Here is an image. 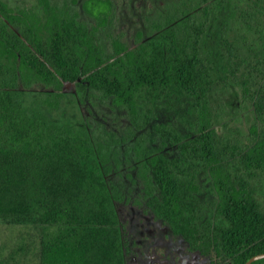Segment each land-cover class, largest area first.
Returning <instances> with one entry per match:
<instances>
[{"label":"trees","instance_id":"trees-1","mask_svg":"<svg viewBox=\"0 0 264 264\" xmlns=\"http://www.w3.org/2000/svg\"><path fill=\"white\" fill-rule=\"evenodd\" d=\"M37 5L15 9L0 0V218L41 225L40 264H126L125 241L111 210L107 152L76 127L30 116L17 101L20 80L27 87H53L51 105L59 104L66 82L80 96L99 91L135 122L142 101H190L193 135L156 127L179 156L156 152L147 159L150 205L204 255L245 264L264 253V207L249 179L264 173L263 48L248 35L230 40L222 31L218 58L209 59L202 50L209 25L204 19L188 24L182 36L169 28L164 39L136 48L115 39L108 51L78 14H66L51 0ZM83 7L103 26L112 2L85 0ZM237 7L238 20L264 42V0L239 1ZM226 79L242 87L254 109L250 142L240 150L223 145L212 112L211 92ZM202 171L217 195L209 219L200 197ZM252 264H264V258Z\"/></svg>","mask_w":264,"mask_h":264},{"label":"rangeland","instance_id":"rangeland-1","mask_svg":"<svg viewBox=\"0 0 264 264\" xmlns=\"http://www.w3.org/2000/svg\"><path fill=\"white\" fill-rule=\"evenodd\" d=\"M5 1L15 9L38 7V0ZM84 1L51 0L61 11L78 14L90 29H95L108 51L115 39L136 48L152 39H164L165 30L169 28L182 36L186 28H190L188 24L204 19L209 20L202 45L205 57L218 58L222 31L230 40L241 41V36L248 35L256 47L264 50V42L258 34L247 29L235 16L237 3L243 0H110L112 10L103 26L85 11ZM15 92L17 101L30 116L41 117L53 125L76 127L91 137L96 148L99 146L107 152L106 180L113 196L111 210L119 220L125 241L126 264H210L212 261L230 264L227 259L191 249L150 205L147 159L156 152L169 158L179 156L177 146L165 144L156 127H175L183 135H193L196 117L190 101L177 96L142 101L135 122L126 108L115 105L99 91L87 89L78 95L74 83L64 84V95L58 105L49 103L55 102L54 88L42 82L27 87L20 80ZM210 98L215 127L223 145L237 150L245 147L250 142L255 115L251 102L244 98L242 87L226 79L215 85ZM230 162L235 167L233 170L239 166L237 158ZM249 179L264 207V173L257 172ZM198 182L200 197L206 203L203 216L212 218L217 201L212 181L202 171ZM40 239V224L14 223L0 218V264H40Z\"/></svg>","mask_w":264,"mask_h":264},{"label":"water","instance_id":"water-1","mask_svg":"<svg viewBox=\"0 0 264 264\" xmlns=\"http://www.w3.org/2000/svg\"><path fill=\"white\" fill-rule=\"evenodd\" d=\"M264 258V253L262 254H257V255H254L252 256L251 258H249L245 264H252L254 263L255 261L257 260H260V259H263Z\"/></svg>","mask_w":264,"mask_h":264}]
</instances>
